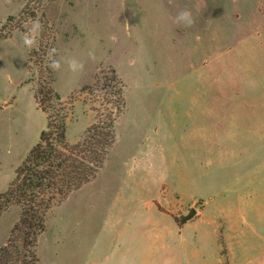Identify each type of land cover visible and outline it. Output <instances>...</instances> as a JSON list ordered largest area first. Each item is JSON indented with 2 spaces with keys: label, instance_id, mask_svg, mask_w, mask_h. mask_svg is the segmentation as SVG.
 <instances>
[{
  "label": "rangeland",
  "instance_id": "1",
  "mask_svg": "<svg viewBox=\"0 0 264 264\" xmlns=\"http://www.w3.org/2000/svg\"><path fill=\"white\" fill-rule=\"evenodd\" d=\"M183 9L191 27L175 22ZM32 20L43 29L28 49ZM50 42L84 63L49 67L69 142L117 111L110 69L125 105L102 168L47 212L37 264H109V243L94 246L108 199L129 184L137 203L158 196L185 225L156 264H264V0H0V194L47 124L34 90L49 78ZM20 216L16 204L2 213L0 246Z\"/></svg>",
  "mask_w": 264,
  "mask_h": 264
},
{
  "label": "trees",
  "instance_id": "2",
  "mask_svg": "<svg viewBox=\"0 0 264 264\" xmlns=\"http://www.w3.org/2000/svg\"><path fill=\"white\" fill-rule=\"evenodd\" d=\"M48 47L49 51L53 49L51 42ZM45 68L49 73L48 63ZM109 72L111 75L104 78L115 88L117 111L102 113L75 144L67 138L69 107L51 84L50 73L45 83L34 90L47 124L38 142L17 167L7 190L0 194V216L12 204L21 207L19 221L7 242L0 246V264H37L38 238L46 229L47 212L56 201L89 182L102 168L116 141V120L125 105V84L115 69ZM47 101H54L55 105L51 107Z\"/></svg>",
  "mask_w": 264,
  "mask_h": 264
},
{
  "label": "crops",
  "instance_id": "3",
  "mask_svg": "<svg viewBox=\"0 0 264 264\" xmlns=\"http://www.w3.org/2000/svg\"><path fill=\"white\" fill-rule=\"evenodd\" d=\"M123 186L108 199L105 218L108 233L98 239L94 249L104 241L109 243V264H156L161 253L169 255L177 245L185 225L180 226L173 214L175 208L164 204L162 198L151 196L137 203L132 195L134 184ZM158 203L166 211L161 210ZM132 212L137 217L132 219Z\"/></svg>",
  "mask_w": 264,
  "mask_h": 264
},
{
  "label": "clouds",
  "instance_id": "4",
  "mask_svg": "<svg viewBox=\"0 0 264 264\" xmlns=\"http://www.w3.org/2000/svg\"><path fill=\"white\" fill-rule=\"evenodd\" d=\"M175 22L181 24L185 27H191L195 23V18L188 9H183L179 11L175 17ZM43 29V25L39 20L30 21V26L27 27V31L22 35L21 40L23 46L32 49L37 45V37ZM57 50L55 48L51 49L48 53V58L50 61L49 67L55 72H68L71 74H78L83 72L84 63L77 59L75 56H61L56 57ZM91 58H94L92 53H89Z\"/></svg>",
  "mask_w": 264,
  "mask_h": 264
},
{
  "label": "water",
  "instance_id": "5",
  "mask_svg": "<svg viewBox=\"0 0 264 264\" xmlns=\"http://www.w3.org/2000/svg\"><path fill=\"white\" fill-rule=\"evenodd\" d=\"M195 212H196V208L192 207L187 214L182 215L181 221H186L190 219Z\"/></svg>",
  "mask_w": 264,
  "mask_h": 264
}]
</instances>
